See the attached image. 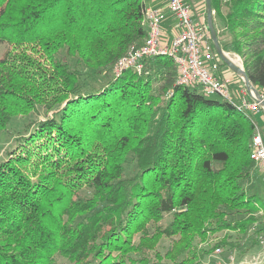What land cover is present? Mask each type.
I'll return each instance as SVG.
<instances>
[{"label":"trees","instance_id":"16d2710c","mask_svg":"<svg viewBox=\"0 0 264 264\" xmlns=\"http://www.w3.org/2000/svg\"><path fill=\"white\" fill-rule=\"evenodd\" d=\"M210 1L222 50L262 93L264 0ZM146 9L144 0H0V45L11 47L0 57V131L43 111L0 161V264H170L156 250L161 236L172 241L164 257L196 264L193 240L207 232L264 236V199L247 185L250 111L178 84L167 54L114 73L146 39ZM210 47L219 57L211 38ZM33 154L38 173L27 170ZM239 241L221 239L211 253Z\"/></svg>","mask_w":264,"mask_h":264},{"label":"built area","instance_id":"2783aa9c","mask_svg":"<svg viewBox=\"0 0 264 264\" xmlns=\"http://www.w3.org/2000/svg\"><path fill=\"white\" fill-rule=\"evenodd\" d=\"M167 7L173 15L178 29L170 42L168 44L162 42V15L160 10L154 7L147 8L146 25L148 32L146 39L138 46L129 47L113 66L114 73H120L127 68H133L140 72L143 68V59L158 54H167L173 58L178 67V84H199L204 94L218 95L244 111L263 109L254 98L253 93H249L245 86L234 92L228 77L219 76L212 71L210 63L215 54L210 47V35L207 26L193 17L192 10L186 1L167 0ZM235 93H238V96ZM260 94L264 99V93ZM250 146L251 158L259 164L264 172V137L257 125H255L254 133L250 139ZM258 238V243L264 251V236L259 235ZM222 253L223 249L220 247L214 250L215 256ZM229 254L228 259L234 260V254ZM258 261L260 260H256L255 264ZM220 263L219 261L215 262V264Z\"/></svg>","mask_w":264,"mask_h":264},{"label":"rangeland","instance_id":"374dc122","mask_svg":"<svg viewBox=\"0 0 264 264\" xmlns=\"http://www.w3.org/2000/svg\"><path fill=\"white\" fill-rule=\"evenodd\" d=\"M203 5H204V2H203ZM200 14L202 15V16L200 15L202 19L201 23L206 26L207 24H206L205 12H202ZM10 48L11 47L8 44H4V45L1 44L0 45V57H2L5 54V51L9 50ZM225 53L231 60L236 62V64L243 67L241 59L237 54L229 53V52H225ZM224 67L226 68V66ZM231 75L236 76V79L238 80L237 84L240 87H242L243 80L239 76H237L232 70H231ZM209 96L211 98H217V99L220 98L218 95H215V94L209 95ZM42 117H43V111L42 109H40L37 112H34V113L31 112V113L24 114V115H18L11 119V121L7 124V126L3 130L0 131V161L5 159L6 157L5 152L13 148L15 144L13 142L14 137L19 132H24L25 124L28 123L33 118H42ZM38 162H39L38 157L35 154H33L30 158V167H28L27 170L28 171L31 170V172L37 171L38 173L39 171ZM135 165L136 164H135L134 159L132 157H129L125 165V170H124L125 175H133L136 171ZM261 184H259V187H258L259 193H261V189H262L260 186ZM256 215H260V213L257 212ZM170 220H171V215L168 214L163 218V221H161V223L164 225ZM237 233L238 232L231 231V230H223V231L216 232V233L207 232L205 234L204 239L197 237L195 240H193L194 247L191 249V251H195L197 255H200L199 254L200 251L203 252V256L200 258V260L196 264H215V262H218V261L221 262L220 264H255L256 260H258L259 258L260 260H264V256L259 254L264 251L262 249L260 251L259 248L255 244H253L251 240L247 241V244H245L246 240L241 243L236 236ZM221 239H225L231 242L239 241V242H236V244L241 243V246H239V248H235L232 250H229V248L225 247L223 248V253L221 255L215 256L214 252L211 253V246L214 245V243H216L217 241H220ZM171 243L172 241L165 236H161L160 239L157 241L156 250H158V253L161 254V259H162L160 260L161 262L173 264L166 257H164L166 247ZM250 243H252L253 245ZM229 253L234 254L233 255L234 260L231 261L230 258L228 259V255H230ZM59 260L62 262H66V264H70L68 261H65L61 257H59ZM256 264H264V261H262L261 263L260 261H258Z\"/></svg>","mask_w":264,"mask_h":264},{"label":"crops","instance_id":"0c3cea01","mask_svg":"<svg viewBox=\"0 0 264 264\" xmlns=\"http://www.w3.org/2000/svg\"><path fill=\"white\" fill-rule=\"evenodd\" d=\"M185 1L189 4L193 13V17L201 22L202 19L200 17L201 15L200 13L205 12L206 15L205 0H185ZM144 2L147 8L154 7L160 10L162 15V42L168 44L170 42V39L177 32L178 29L175 24V19L170 15L168 11L167 0H144ZM210 64H211V69L214 73L222 77H228L230 79L232 84L231 86L234 92H237L239 89H241V87L237 84L238 80L236 79V76L231 75V70L227 66L225 68L224 66L221 65L216 55H214V58L211 60ZM235 95L238 96V93H235ZM250 113L253 115V118L256 121V125L261 129V132L264 137V112L259 110V111H250ZM259 184H261L260 186L262 188L261 193L258 192ZM247 185L250 188L251 193L258 195L260 199H264V172L262 171L261 167L257 165L255 162H254V173L247 181ZM263 211L264 208H260L258 212L261 214ZM249 240L251 239H247L245 244H247V241ZM255 245L261 251L260 245L258 243ZM259 254L264 256V252H261ZM262 261L264 260H260V263Z\"/></svg>","mask_w":264,"mask_h":264},{"label":"water","instance_id":"95a60500","mask_svg":"<svg viewBox=\"0 0 264 264\" xmlns=\"http://www.w3.org/2000/svg\"><path fill=\"white\" fill-rule=\"evenodd\" d=\"M205 8H206V22L207 28L209 30V35L212 40L213 46L219 58L225 63V65L232 70L237 76H239L244 83L245 88L249 93H253L256 101L261 105L264 109V99L259 93V91L255 88L253 83L249 80L245 70L240 65L236 64L233 60H231L226 53L222 50L219 40L217 37V33L213 24V11L211 7V1L205 0Z\"/></svg>","mask_w":264,"mask_h":264},{"label":"bare ground","instance_id":"6f19581e","mask_svg":"<svg viewBox=\"0 0 264 264\" xmlns=\"http://www.w3.org/2000/svg\"><path fill=\"white\" fill-rule=\"evenodd\" d=\"M236 61V60H235ZM236 63V62H235Z\"/></svg>","mask_w":264,"mask_h":264}]
</instances>
